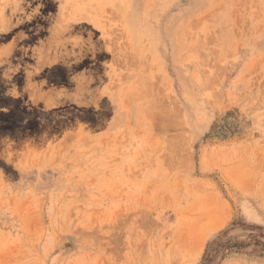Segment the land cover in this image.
I'll list each match as a JSON object with an SVG mask.
<instances>
[{"label":"rangeland","instance_id":"1","mask_svg":"<svg viewBox=\"0 0 264 264\" xmlns=\"http://www.w3.org/2000/svg\"><path fill=\"white\" fill-rule=\"evenodd\" d=\"M0 264H264V0H0Z\"/></svg>","mask_w":264,"mask_h":264}]
</instances>
